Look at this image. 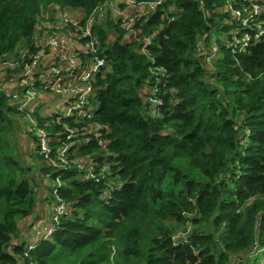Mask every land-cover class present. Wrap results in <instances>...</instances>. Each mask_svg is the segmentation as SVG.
<instances>
[{
  "label": "trees",
  "instance_id": "trees-1",
  "mask_svg": "<svg viewBox=\"0 0 264 264\" xmlns=\"http://www.w3.org/2000/svg\"><path fill=\"white\" fill-rule=\"evenodd\" d=\"M114 1L135 19L139 39L128 35L119 15L93 26L106 66L93 84L92 123L82 127L102 125L105 144L88 137L70 153L106 162L120 190L102 201L105 181L74 180V170L50 168L37 153L33 179H27L33 165L24 157V167L12 155L6 119L17 108L0 87V264L17 263L7 250L35 212L37 171L62 181L58 193L72 212L27 256L23 246L14 248L23 264H234L239 257L247 264L264 250V35L242 51L229 45L237 22L227 2L236 7L241 0H164L155 9L147 4L157 0H133L141 10L116 0H0V61L32 46L38 32L55 34L50 22L57 12L74 14L83 25L92 10ZM258 4L261 14L242 35H253L255 22L264 29V0ZM76 27L69 23L72 33ZM214 32L225 38L217 43ZM76 35L69 45L83 48L87 40ZM148 89L160 104L158 115L145 100ZM41 120L57 149L61 128ZM207 223L211 231H202ZM187 224L189 244L174 246Z\"/></svg>",
  "mask_w": 264,
  "mask_h": 264
},
{
  "label": "built area",
  "instance_id": "built-area-1",
  "mask_svg": "<svg viewBox=\"0 0 264 264\" xmlns=\"http://www.w3.org/2000/svg\"><path fill=\"white\" fill-rule=\"evenodd\" d=\"M120 1L125 3L128 10H141L143 7L142 4L136 3L133 0ZM163 1L157 0L154 3L147 4V6L155 9ZM227 3L229 4L228 9L231 12L233 21L237 22L229 45L242 51L252 40L256 41L264 35L262 25L256 22L254 23L256 26L252 30L254 32L253 35L249 33L242 35V28L243 31L250 30L254 22L253 17L260 15L263 8L258 4V0H241L236 7L230 5V1ZM242 9L244 11L249 9L251 13L248 15L244 14ZM106 12L119 15L123 18V25H125L124 28L128 31V35L137 36V40L139 39L137 31L134 29L135 19L131 18L128 13L121 14L116 8V4L110 2L92 10L87 18H85L83 25H80V20L76 19L74 14L57 12L56 19L50 22V28H54V35L57 39L51 38L48 40L47 47H49V51L46 53H49V55L44 59H42L41 53L28 52L34 48L38 49V44L34 41L32 46H19L12 59L0 61V87L6 93L9 103L14 102L12 108H17L15 114L19 116L23 115L21 116L23 120L31 125L30 132H34L37 137L36 142L32 141L30 143V150L41 156L43 158L42 162L50 168L62 172L74 170L78 177L73 178L74 180L94 181L96 183L105 181V190L99 195V199L102 201L107 200L119 191L121 187L119 182L110 177V173L108 172L110 166L106 162L100 164L93 155L79 157L76 151L70 153V150L74 146L83 147L88 137H93L102 145L105 144L103 138L106 134L102 125L93 122L91 127L82 126L92 123V118L96 112L93 104L97 99V89L93 84L96 75L106 66L105 58L100 57L98 54L99 40L94 38L92 30L95 24H101L100 20L105 19ZM51 18L50 16L48 19L50 20ZM70 22L74 26H79V28L76 27L77 29H75L74 33L69 29ZM45 25L44 21L43 26ZM64 28L67 29L65 30ZM39 33L41 34V40L50 34V32H38V35ZM76 33L80 35L82 40H87L84 41L83 48L78 46L77 43L72 44L73 46L68 43L71 35L74 36L73 39L77 37ZM57 34H61V36H56ZM53 40L61 46H69L71 50L67 48L60 51L56 50ZM148 45H150V40L145 39L144 46ZM21 49H25L24 54L29 53V58L24 59L22 56H19ZM55 51L57 53H54ZM197 51L201 53L203 48L199 47ZM215 51L216 49L213 47L211 55L206 57L208 61L211 59V56L213 57V52ZM71 61H73L72 65ZM17 67L19 71L7 78L6 73L13 72ZM160 72L161 70L158 71V73ZM32 83L36 84L33 85ZM5 88L8 91H5ZM12 88H16L15 93H11L10 89ZM153 95L154 90H149L148 93L146 92L145 100L150 105V112L158 115L157 110L160 104L153 98ZM18 102H22V104L18 106ZM40 102L43 103L42 107H38V103ZM22 108L26 109L25 113L20 111L23 110ZM36 114H39L40 117L35 118L34 115ZM41 119H46L45 125L47 127L51 125L61 128L64 140L57 149L52 147L51 143L55 141L52 135L46 129L40 127V122H44ZM77 126H81V128L77 129ZM50 177V174H46L43 177L48 185L49 183L52 184L55 200L53 206H50V217H45L44 220L37 217L34 221L28 220V224L19 226L20 229H28L27 231H29L30 235L28 234L25 237L22 233L18 238L19 243H25L26 245L13 242L9 245L10 248L8 247L7 253L16 258V264H23V259L14 254V248L23 245L25 256H27L40 242L50 241L52 236L59 230L61 220L68 217L72 212L71 206L63 201L58 193L63 185L62 181L59 178L51 180ZM34 183L38 184L37 179L34 180ZM40 192L42 200H46L43 190L40 189ZM20 229L18 230L19 232ZM185 229V231L180 230L173 237L174 246L189 244L188 234L191 229L190 225L187 224ZM112 250L111 259L115 255L114 249ZM244 260L241 257L236 258L234 264H242ZM30 264L33 263L31 262Z\"/></svg>",
  "mask_w": 264,
  "mask_h": 264
},
{
  "label": "rangeland",
  "instance_id": "rangeland-1",
  "mask_svg": "<svg viewBox=\"0 0 264 264\" xmlns=\"http://www.w3.org/2000/svg\"><path fill=\"white\" fill-rule=\"evenodd\" d=\"M126 12H127V10H125V9L120 11L121 14H126ZM104 18L105 19L104 20H100V22L104 23L105 21L108 20V18H110L108 12H106ZM111 18L115 19V15L111 14ZM213 35H214V39H215V41L217 43H220L225 38V34L222 33V32H214ZM51 38L52 39H57V38H55L54 34H52V35L48 34L47 37L45 39H43V40H41V34L40 33L36 37L35 42H36V44H38V50H39L40 53H42L41 57H43V58H45V57H47L49 55V53H46V52L49 51V47H47L48 46L47 44H48V40L51 39ZM53 45H54V48L56 50H59V51L63 50L64 48H67L68 50L69 49L71 50V48L69 46H66V45L61 46L55 40H53ZM24 52H25V49H21L19 51V56H22L24 59L29 58V53L24 54ZM54 53H57V51H55ZM70 63L72 65L73 61H71ZM36 83H38V82H36ZM36 83H32V84L35 85ZM10 90H11V93H15L16 88H12ZM5 91H8V89L5 88ZM6 104H7V102H6ZM38 104H39L38 107H42L43 106L42 102H40ZM8 107H9V104H8ZM20 111L25 113L26 109H23V110H20ZM6 119H10V121L12 122V132H10L9 137H10V141H11V144H12L13 153H12V150L10 151V153H12V155H14V157L16 159H18V161L24 167H27L28 163H27V161L24 162V160L22 159V154H25V156H23V158L26 157L25 159L29 158L31 160L29 164L33 165L32 166L33 171L32 172L31 171L28 172L27 179L28 178H32L33 179V175H34L35 170H36L34 164H35V162H38V160L36 161V159H35L37 157V154L34 151L30 150L29 147H28V145H30V143L32 141L36 142V138L32 139L31 134H30L31 125L27 121H26L27 124L23 123V117L15 114L14 112L6 114ZM33 136H35V135H33ZM24 146H26L27 149H25ZM23 149H24V151H23ZM40 164H43V163L40 162ZM40 176H41V172L37 171L36 178H37L38 183L41 186V190H43V192L45 193V199L46 200H41L42 199V195H40V196L38 195L36 197L35 203H36V206L39 205V210L33 213V215H35L34 217H32L31 219L28 218L29 220H32V221H34L37 217H40V218L44 219V216L41 215L43 210H45V217L49 218L50 214H51L50 206H53V204L55 203V200H54V197H53V192H52L53 191L52 190V184L49 183V185H48L45 182L44 178L40 177ZM39 193L41 194V192H39ZM46 204H47V207L45 206ZM19 229H20V227H18V230ZM200 229L202 231H207V232L211 231V227H209L208 223L207 224H202L200 226ZM27 230L28 229H26V228L20 229V233L18 234V236L16 237V234H15L12 237L11 241L15 242V243H18V244L26 245L25 243H19L18 242V238L22 235V233H23V235L25 237H27L28 234L30 235L29 231H27ZM114 257H115V255H114ZM263 262H264V250L259 252V253H257L255 257H252L251 261H249L247 264H255V263L263 264ZM112 264H114V260H113ZM244 264H246V260H245Z\"/></svg>",
  "mask_w": 264,
  "mask_h": 264
},
{
  "label": "crops",
  "instance_id": "crops-1",
  "mask_svg": "<svg viewBox=\"0 0 264 264\" xmlns=\"http://www.w3.org/2000/svg\"><path fill=\"white\" fill-rule=\"evenodd\" d=\"M116 1H119V4H121V6L124 4L122 1H120V0H116ZM114 4H115V1H114ZM116 8L119 10V11H122V10H124V9H120V7L116 4ZM125 10H127L126 8H125ZM28 147H29V145H28ZM25 149H27V147L25 148ZM30 149V148H29ZM23 151H24V149H23ZM27 151V150H26ZM23 156H25V154H22V158H23ZM42 200V199H41ZM46 207H47V204L45 205ZM39 210V205H37L36 206V208H35V212L36 211H38ZM41 215L42 216H44V218H45V210H43V212L41 213ZM35 215H31V216H29V219H31L32 217H34ZM28 219V220H29ZM42 220H44V219H42ZM29 222V221H28Z\"/></svg>",
  "mask_w": 264,
  "mask_h": 264
}]
</instances>
